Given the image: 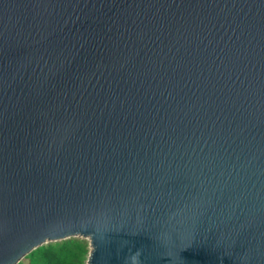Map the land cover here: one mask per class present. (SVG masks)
Returning <instances> with one entry per match:
<instances>
[{"label": "water", "instance_id": "1", "mask_svg": "<svg viewBox=\"0 0 264 264\" xmlns=\"http://www.w3.org/2000/svg\"><path fill=\"white\" fill-rule=\"evenodd\" d=\"M264 264V0H0V264Z\"/></svg>", "mask_w": 264, "mask_h": 264}, {"label": "trees", "instance_id": "2", "mask_svg": "<svg viewBox=\"0 0 264 264\" xmlns=\"http://www.w3.org/2000/svg\"><path fill=\"white\" fill-rule=\"evenodd\" d=\"M87 254L88 243L85 240L70 238L40 246L24 259L26 264H83Z\"/></svg>", "mask_w": 264, "mask_h": 264}, {"label": "rangeland", "instance_id": "3", "mask_svg": "<svg viewBox=\"0 0 264 264\" xmlns=\"http://www.w3.org/2000/svg\"><path fill=\"white\" fill-rule=\"evenodd\" d=\"M20 262L26 264L27 263V260L26 259H22ZM83 264H86V262L84 261Z\"/></svg>", "mask_w": 264, "mask_h": 264}]
</instances>
